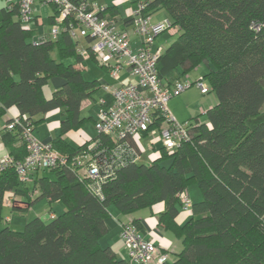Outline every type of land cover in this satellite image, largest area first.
Wrapping results in <instances>:
<instances>
[{
    "label": "trees",
    "instance_id": "1",
    "mask_svg": "<svg viewBox=\"0 0 264 264\" xmlns=\"http://www.w3.org/2000/svg\"><path fill=\"white\" fill-rule=\"evenodd\" d=\"M141 3L151 18L156 11H166L169 28L178 29L176 39L159 56L163 83L171 87L205 64L209 70L203 77L217 102L205 112V120L203 114L189 119L191 139L180 147L161 146L149 162L128 161L114 169L102 184L103 198L90 191V180L80 175L76 157L98 140L103 149L96 159L104 173L112 159L113 137L98 133L77 147L64 138L89 119L96 120L83 116L81 106L86 99L99 106L101 98H95L101 82L85 78L80 67L86 59L79 51L80 41L69 31L74 19L66 18V29L52 38L50 31L38 33L35 11L28 25L20 19L18 4L11 9L5 2L0 6V116L12 107L19 111L3 133L8 153L24 159V131H34L47 113L59 110L60 134L52 143L68 157L66 164L39 169L52 175L38 174L32 190L14 166L0 172V264H132L102 244L110 208L130 215L160 202L165 208L159 224L182 241L173 260L169 251L160 249L169 254L161 264H264V0H127L130 11L121 31L127 26L133 30V11ZM50 5L52 25L59 7ZM99 7L102 18L116 23L121 16L116 3ZM85 38L88 59L109 71L93 53L92 38ZM57 77L63 83L46 95L45 88ZM104 96L111 100L109 93ZM126 139L142 155L140 143L129 135ZM165 159L171 160L169 165L162 164ZM192 185L199 187L202 197L190 198L191 217L180 224V194ZM8 193L12 198L6 201ZM16 195L26 198L25 207L18 205ZM41 198L50 205L62 202L64 211L55 214L51 209L50 220L34 216L22 230L4 223L5 202L12 212H20ZM129 222L140 226L138 219Z\"/></svg>",
    "mask_w": 264,
    "mask_h": 264
},
{
    "label": "built area",
    "instance_id": "2",
    "mask_svg": "<svg viewBox=\"0 0 264 264\" xmlns=\"http://www.w3.org/2000/svg\"><path fill=\"white\" fill-rule=\"evenodd\" d=\"M36 0H4L11 9L18 4L20 19L31 25L34 15L33 4ZM44 4L59 7L56 23L52 24L50 35L58 38L66 28L63 22L66 18L74 19L70 24L71 36L79 40L81 36L92 38L91 49L97 59L109 69L111 78L118 82L116 85L103 83L106 93L110 94L109 101L102 96L98 103L95 125L99 133L111 135L114 140L110 151L112 159L107 163V170L102 173L96 159L103 146L98 140H92L84 153L76 157L79 173L89 179V189L97 197L103 198L102 184L114 173V169L123 163L140 160L141 153L129 143L126 136L135 138L140 143L142 134L147 132L152 139L150 147L160 142L167 149H175L191 139L192 121H179L168 108L169 100L192 85H197L203 94L210 90L203 75L197 79H188L168 87L159 77L158 61L162 53L153 51L156 37L170 27L169 19L153 23L151 16L143 13V5L133 11V32L138 35L140 44L133 48L129 33L117 28L113 20L99 16L100 7L91 0H42ZM81 53H87L79 47ZM127 68L135 82H121L123 70ZM159 112V114H157ZM162 117V118H160ZM160 122L159 124H156ZM15 122L8 125L12 129ZM28 153L22 160H16L9 153L0 159V172L6 167L14 166L22 182L30 179L31 172L39 169H52L66 164L68 157L57 150L52 142L38 139L30 128L24 131ZM142 146V143H140ZM143 147V146H142ZM143 151V148H142ZM109 154V155H110ZM37 192V190H35ZM184 210L192 206L187 191L180 194ZM50 216H54L51 213ZM121 240L128 250L131 262L141 264H161L169 254L162 252L156 243L145 238L130 222L122 224Z\"/></svg>",
    "mask_w": 264,
    "mask_h": 264
},
{
    "label": "crops",
    "instance_id": "3",
    "mask_svg": "<svg viewBox=\"0 0 264 264\" xmlns=\"http://www.w3.org/2000/svg\"><path fill=\"white\" fill-rule=\"evenodd\" d=\"M41 1L42 0H39V3ZM121 1H123V3H125V4L127 2V0H121ZM3 2L4 1L2 0V4H3ZM40 6H43V5L40 4ZM51 14H52V7L50 8L49 16ZM35 15H37V22H38V25H40V23H41L40 12H38L36 10ZM49 16H48V20H49ZM127 28H128V26H127ZM127 28L124 30H126L128 32L129 30ZM175 29H177V28H175ZM38 33L42 34L40 32H38ZM177 33H178V29H177L176 34ZM79 41H81V38L79 39ZM132 44H133V48L135 47V45H137V47H138L140 44V39H138V40L135 39L134 42H132ZM79 47L85 48V46H82V45H79ZM88 57H89V55L87 53H85L84 58L86 59V61H85L84 65H80L82 70H85L88 65H92L93 63L94 64L96 63L95 61L88 59ZM96 64L99 65L98 63H96ZM94 72L97 75L96 77L101 82V84H103V83H109L111 85L118 84L117 81H115L114 79L112 80L110 78L111 76L109 77L110 79H104L102 77L101 73L98 74L99 72H96V71H94ZM107 72H109V71L107 70ZM120 79H121V82H130V81L135 82L137 80L136 77H134L130 74L129 69H127V68H125L123 70V73H122V76ZM51 82L53 84H49L45 88V94L46 95H50L56 88L60 87L61 84L63 83V80L61 78L57 77V78H53L51 80ZM105 94L101 95V97L104 96ZM202 98L204 100L203 102L201 101V103L199 105L190 104L188 109L184 108V110H186V111H184L179 106V103H171V106H170L169 102H168V108L172 112V114L176 117V119L179 121H185V120H188V119L193 118L195 116H198L200 114H203L202 119L205 120L206 119L205 112L210 107H212L214 105L213 103H216L217 100H216V102H214V99L207 100L204 98V96ZM83 109H87V111L89 109H91V110H93L92 111V114H93L94 112L97 111L98 106H97L96 102H94L92 99H86L82 103L81 112ZM18 112L19 111L17 110V108L12 107V108H9L5 114L0 116V159L9 152V148L7 147V145L5 144V142L3 140V133L6 130L7 124L12 120V118L17 117ZM86 115L87 114H84V116H86ZM90 116H93L94 119H96L95 113L93 115H90ZM60 117H61V115H60L59 110H54V111L47 113L45 121L43 123L39 124L34 129L33 134L35 135V137H37L38 139H40L42 141L52 142L53 139L56 138L60 134ZM88 131L89 130H87L85 127L81 128L77 131H69L68 133H66L64 135V138H66L72 145L77 147V146L83 144L85 141L91 139V137H92V136H90L91 133ZM143 138H147V137H141L140 143H141V139H143ZM159 144L161 145L160 142H157L154 146V149L151 150L152 151L150 154L151 160H153L154 158H156L158 156L160 147L162 146L161 145L159 148H157V146ZM38 174L39 175L40 174L50 175V176L52 175L51 172L43 171V170H36L35 172H31L30 179L26 182V185L31 190L34 187L35 179H36ZM192 190H193V193H195L194 189H192ZM192 190H190V188H189L187 190V193L189 195H191ZM194 197H198V196H196V193H195ZM6 198H7L6 201L11 200L12 193L11 194L8 193ZM16 199L19 200L18 205L20 207H25L26 198L24 196L16 195ZM198 200H199V197L194 198L193 201H198ZM47 201L49 202L48 199H47ZM56 203H61V202L56 201ZM49 206H50L49 209L53 210V204L49 205ZM59 206H60V204H59ZM164 208H165V204L163 202H160V203L155 204L152 208H143L141 210L136 211L133 214L123 215V214L119 213L114 207H111L110 208L111 209V215L106 220L107 227H108V233L106 236L103 237L102 244L103 245H110L115 250V252L117 253L118 256L123 257V258L128 260L129 259L128 250L120 238L122 224L124 222H127V221L128 222L132 221L133 219H138V220H140V226L137 228L138 231L145 238L154 241L160 249L169 251L171 253V260H173L174 257L176 256V253L182 247V241L180 238L175 236L171 231L166 230L163 225L159 224V215L161 212H163ZM50 213H51V211H50ZM191 214L192 213L190 210H182V212L179 214V216L177 218V221L180 224H184L191 217ZM132 264H139V263H132ZM153 264H156V263H153Z\"/></svg>",
    "mask_w": 264,
    "mask_h": 264
},
{
    "label": "rangeland",
    "instance_id": "4",
    "mask_svg": "<svg viewBox=\"0 0 264 264\" xmlns=\"http://www.w3.org/2000/svg\"><path fill=\"white\" fill-rule=\"evenodd\" d=\"M97 4L99 5H110V4H115L117 3L119 5V10L121 12V16L118 18V20L116 21V26L117 28H123L124 27V18L128 17L129 15V9L126 7L125 3H123V1L121 0H96ZM40 4H42L43 6H40ZM0 6H2V0H0ZM41 7V8H40ZM33 8L34 10L36 9L38 12H40V20L41 23L40 25H38L37 27V31L40 33H47L51 30L52 25L49 23L48 20V16L50 13V8L51 6L48 4H44L42 1L39 3V0H36L35 3L33 4ZM35 10V11H36ZM152 19H153V23H158L161 22L163 20L166 19H170L169 14L164 11V10H159L156 11L155 13H153L152 15ZM33 25H35V23H33ZM129 31V36L132 40V42H134V40H138L139 37L138 35H135L133 33L132 30V26H129L127 28ZM177 29L175 28H169L168 30H165L164 32L160 33L155 40V43L153 45V51L155 53H158L159 51L163 52L165 50V48L173 41L176 39L177 37ZM79 45L82 46H87L88 45V41L85 37L81 36V41L79 43ZM166 46V47H165ZM138 47L137 45H135L134 50H136ZM104 71H103V70ZM209 70V67L205 64L201 65L200 67L192 70L190 73L186 74L183 76V78L181 79L183 82L187 81L188 79H197L198 77L204 75L207 71ZM99 72L98 74H102V77L104 79H110V74L109 72H107L106 68H102L101 66L97 65L96 63L92 64V65H88L86 67L85 70H83L84 76L87 79H93V78H97L95 72ZM110 77V78H109ZM113 80V78H111ZM50 84H53L52 82ZM106 90L103 86H101L100 88H98V90L95 93V98L98 100L101 95L105 94ZM207 100H211L214 99V102H216L217 100V96L216 93L214 91H210L206 94H203L200 90L199 87H197V85H192L190 86L188 89H186L185 91L174 95L170 101H169V105L171 106V103H179V106L184 110L188 109V107L190 106V104L193 105H199L201 103V101L203 102V97ZM215 104V103H213ZM98 106V105H97ZM98 110V109H97ZM91 109H89L87 111V109H83L82 110V115L84 116V114H87L86 116H90L93 115L95 113V116L97 115V111L94 112L92 114ZM186 111V110H184ZM263 111H264V107H263ZM87 112V113H86ZM96 118V117H95ZM86 128L87 130H89L88 132L91 133L90 136H92L91 138H94L98 135V130L96 128L95 125V121L92 119H89L86 124L83 126V128ZM37 133V132H36ZM151 137L147 136V138H143L141 139V143L143 146V152H142V156L140 158V161L142 162H149L151 160V150L154 149L153 147H150V141H151ZM162 145V144H161ZM160 144L157 146V148H159L161 146ZM171 162L170 159H165L162 161V164L165 165H169ZM194 189V192L196 193V196L199 197V200L201 199L202 195H201V191L199 189V187L197 185H192L190 187V190ZM195 193H193V190L191 192L190 198L192 200H194V198H198V197H194ZM193 194V195H192ZM60 204V206H59ZM49 202L47 201V198H41L38 199L37 201H35L34 203H32L25 211H20V212H12V208L11 205L8 202H5L4 205V216H5V224H8L9 226H11V228L15 229V230H22L25 227L26 222L31 219L34 216H40L45 220H50L51 216H50V209H49ZM65 206L64 204L61 203H53V211L56 214H60L64 211Z\"/></svg>",
    "mask_w": 264,
    "mask_h": 264
}]
</instances>
